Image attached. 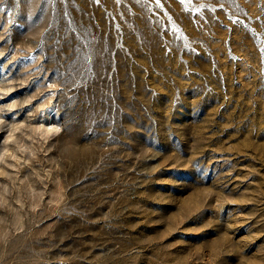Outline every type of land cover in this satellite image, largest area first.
I'll return each mask as SVG.
<instances>
[{"label":"rangeland","instance_id":"obj_1","mask_svg":"<svg viewBox=\"0 0 264 264\" xmlns=\"http://www.w3.org/2000/svg\"><path fill=\"white\" fill-rule=\"evenodd\" d=\"M0 264H264V0H0Z\"/></svg>","mask_w":264,"mask_h":264}]
</instances>
